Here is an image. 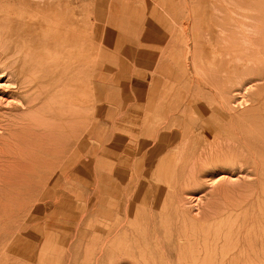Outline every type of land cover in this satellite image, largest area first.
<instances>
[{"label": "rangeland", "instance_id": "1", "mask_svg": "<svg viewBox=\"0 0 264 264\" xmlns=\"http://www.w3.org/2000/svg\"><path fill=\"white\" fill-rule=\"evenodd\" d=\"M41 1L24 0L16 5L11 0H0V36L1 40L7 39L11 31L5 19L12 22L18 14H38L44 24V10L49 6L57 24L71 22L75 32L82 28L87 32L83 52L77 41L70 47L74 50L70 57L74 65L86 54L89 67L85 73L77 67L52 75L46 70L36 73L40 85H74L69 114L74 159L68 172L59 163L51 197L55 203L40 204L54 208L70 194L71 205L57 216L46 211L31 212L40 194L23 188L31 174L17 176L15 170L24 164L17 163L22 156H27L25 168L31 170L35 165L30 152L46 135L48 112L44 105L36 124L23 120L31 109L21 105L22 92L10 63L0 65V119H5L0 122V148L5 138L15 147V153L0 167V196L6 194L8 198L7 210L0 211V264H141L136 233L145 229L148 218L167 220L165 225L174 227L177 211L205 220L202 230L208 229L210 237L218 234L219 238L209 241L210 249L215 248V259L210 264H264V143H251L259 149L255 160L198 164L196 183L185 180L187 170L173 177L162 154L153 153L156 130L172 114L184 110L186 117H195L192 100L197 105L215 104L216 92L222 89L235 113L244 115L242 131L247 116L251 124H264V82L255 81L254 76L242 81L234 78L233 72L245 74L247 69L243 71L240 64L234 71L236 50L217 40L216 30L209 42L203 36L198 41L205 71L213 77L211 82L200 76L197 84L190 81L195 73L193 51L187 52L183 44L192 37L190 28L199 24L222 28L237 23L260 25L264 22V0ZM31 34L47 44L40 47L42 51L46 47L52 50V43L58 42L54 50L63 51L62 39L53 41L39 32ZM232 44L243 43L233 39ZM109 182L120 187L113 195L110 223L106 192Z\"/></svg>", "mask_w": 264, "mask_h": 264}, {"label": "bare ground", "instance_id": "2", "mask_svg": "<svg viewBox=\"0 0 264 264\" xmlns=\"http://www.w3.org/2000/svg\"><path fill=\"white\" fill-rule=\"evenodd\" d=\"M22 1L24 2V0H11L14 4L19 2L22 3ZM41 2L43 3L44 0ZM67 5L69 7H67V11H70L68 1ZM56 6L58 5L56 4ZM63 6L66 7V4L64 3ZM50 7L51 6H49V8L46 7L47 10H44L47 13L45 16V20L47 21L44 20V24L42 23V16L40 17L35 13L27 16L18 14L17 17L12 18V22L9 19H5L4 24L8 25L11 33L8 37L6 35L7 39L5 40H1L0 36V65H7L10 63L13 68V74H16V79L19 83L17 87L22 92L21 97L23 101L21 105H24L26 109H31L32 113L26 117L23 116V120H28V124H36L42 106H46L48 114L46 113L45 119H49L45 124L46 135L43 139L38 141V144L33 148L34 150L30 152L34 157L33 160L35 161V165L31 167L32 171L25 168L27 165V156H22L18 158L17 163L19 164L20 161H24V164L20 165V168L15 171H18L16 173L17 176L31 174L26 184L27 187L23 188L29 191L36 190V192L40 194L38 197V204L30 209L31 212L37 213L39 211H46L48 214H56L57 216V214L65 213L69 210L71 205L70 194L62 203L57 204L54 208H45V206L40 204L42 202L48 203V201H53L51 197L54 193L53 186L56 184L57 172L60 169L59 163H62L64 170L68 172L74 159L71 133L72 124L69 117L72 112V86L74 85H70L67 82V85H40L39 76L36 73L41 74L42 71L45 72L46 70L48 74L51 73L52 75L53 72L55 74V72L59 70L63 71L64 69L73 67H77L82 73H85L86 69L89 67V62L86 61L85 53H83V55L81 54L83 57L82 59L79 58L80 60L75 63L76 65L73 64L75 60L74 62L70 60L71 51H74L71 50L70 47L73 46L75 41H77V43L79 42L78 46L80 50L82 52L84 51L86 47V30L82 28L80 30L77 29L78 32H75L74 23L71 24V22V25L63 21L61 24H57V22L54 21V14H52V8ZM63 16H66V13H64ZM69 16L71 15L68 14V17ZM182 28L184 27L182 26ZM214 30L217 31L215 34L217 40H220L221 43H226V47L236 50L233 59L236 62L234 71H237L236 69L239 68L240 64L243 67V71L247 69V71L245 70V74H236V72H233L235 73L234 78L237 81H242L245 78H250L249 76H254L255 81L264 82V22L260 25H240V23H237V26H230L229 28H222V26L218 27L213 24H199L196 28L191 27L190 34L192 37H190L191 39L186 38L183 43L184 47L187 46V52L190 50L193 51L191 64L192 67L194 66L193 69L195 73L190 81H196L197 84L199 81L198 76L207 82H211L210 79L213 78L209 71H205V64L203 63L204 55L201 54L199 49V46L202 44L198 41L200 37L203 36L205 37L204 41L209 42ZM200 31H205L206 34H201L199 36ZM231 31H233L234 34H231ZM38 32L44 36H48V38L53 39V41L62 39L63 51L57 53L53 48V46H59V42L57 45H53L54 43H52V50L46 47V50L42 51L41 48L43 49V46L45 47L47 44L31 34H36ZM74 32L78 37H75ZM233 39L241 41L243 43L242 46L232 44ZM184 58V67L187 69V55ZM51 78H53V81L54 76ZM158 81L159 79L156 82ZM247 81H250V79ZM80 87L82 89V86ZM83 88L85 87L83 86ZM216 95L218 96L217 103L213 104L207 102L208 104H206V106H203V103L197 105L195 101L192 100L193 106H195V117H193V115L191 116V114V117H186L185 111L183 110L181 114H172L162 125V128L159 127L156 130L153 153L155 152L156 155L162 154V159L166 160V165H168V168L171 170L173 177L176 178L178 175L181 176V174H184L187 170L185 180L189 178L192 182L196 183L195 168H197L196 166L198 164L205 165L213 161L216 163L226 162L234 164L239 161H245L246 159L255 160L258 157L259 149L255 147V143H264V129H262L264 124L257 125L256 121L254 124H251V117L247 116L246 128L242 131L241 122L244 115L242 116L241 114L235 113L234 106L230 104V100H227L226 92L223 89L216 92ZM176 96L177 95H175V98ZM42 100L45 101L46 104H43L44 102H42ZM79 103L81 102L79 101ZM169 105H171V103ZM1 120L3 121L5 119H0V122ZM252 142H255L254 146H252ZM2 145L4 147L0 148V167L4 166L7 163L6 160L15 153V147L8 139L5 138ZM45 163L47 164L46 169L44 168ZM64 178L65 182L68 183L69 174H66ZM142 181L143 179L141 182ZM108 185L109 188L106 192L109 195L107 197L109 221L112 219V212L115 204L113 195L115 192H119L120 187L118 183L115 182H109ZM2 189L3 184H0V194L3 193ZM6 189L7 188L4 190L5 193ZM20 189L16 191L17 195ZM15 200L19 201L18 198H15ZM7 201L8 198L6 194L0 196V211L7 210V208H5L7 206ZM20 203L18 207H21ZM116 206L118 205L116 204ZM21 208L23 209V207ZM173 216H178V219L173 222L175 228L165 225L168 222L167 220L148 218L145 222L146 227L142 230L143 232L139 231L136 233L137 238L140 239V246L138 245V247L141 248L139 255L140 263L210 264L213 262L215 259V248L213 247L210 249L209 241H215V239L219 238V236H217L218 234L210 237L208 229H205L206 231L202 230L205 220L199 219L194 215H187L181 211H177V214ZM108 223H110V221ZM226 236L227 235L224 237ZM146 250H148V254H146Z\"/></svg>", "mask_w": 264, "mask_h": 264}, {"label": "crops", "instance_id": "3", "mask_svg": "<svg viewBox=\"0 0 264 264\" xmlns=\"http://www.w3.org/2000/svg\"><path fill=\"white\" fill-rule=\"evenodd\" d=\"M141 33H142V32H140L139 36H141ZM139 36H138V37H139Z\"/></svg>", "mask_w": 264, "mask_h": 264}]
</instances>
